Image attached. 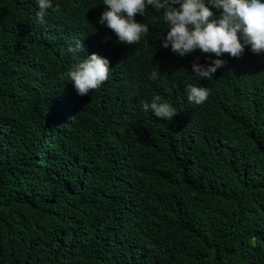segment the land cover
Instances as JSON below:
<instances>
[{"label":"trees","instance_id":"1","mask_svg":"<svg viewBox=\"0 0 264 264\" xmlns=\"http://www.w3.org/2000/svg\"><path fill=\"white\" fill-rule=\"evenodd\" d=\"M100 3L54 0L40 24L36 0H0V264H264V54L199 79L158 13L126 45ZM93 52L112 69L81 96L66 72ZM156 95L171 121L142 111Z\"/></svg>","mask_w":264,"mask_h":264},{"label":"clouds","instance_id":"2","mask_svg":"<svg viewBox=\"0 0 264 264\" xmlns=\"http://www.w3.org/2000/svg\"><path fill=\"white\" fill-rule=\"evenodd\" d=\"M103 11L98 23L111 29L118 42L134 45L149 33V24L136 19L152 10L164 25L160 46L181 57L199 49L205 55L201 63L195 57L192 73L203 80L213 79L218 69L224 68L223 57L238 58L245 46L254 54H264V0H102ZM37 23L44 24L46 12L54 7V0H36ZM67 51L74 57L85 53L81 38H73ZM214 57V59H208ZM110 61L98 53L77 59L66 72L78 95L98 89L110 75ZM161 75L157 67L148 73L151 80ZM187 100L202 105L208 98L206 88L197 83L185 87ZM142 111L165 121H171L178 108L159 95L141 102Z\"/></svg>","mask_w":264,"mask_h":264}]
</instances>
